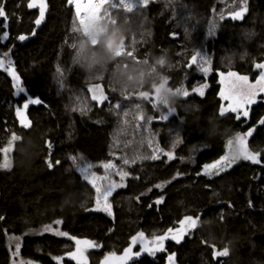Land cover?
I'll use <instances>...</instances> for the list:
<instances>
[{
	"label": "trees",
	"instance_id": "trees-1",
	"mask_svg": "<svg viewBox=\"0 0 264 264\" xmlns=\"http://www.w3.org/2000/svg\"><path fill=\"white\" fill-rule=\"evenodd\" d=\"M28 3L0 0L7 17H0L7 25L0 36L8 33L0 39V264H10L14 242L33 264H101L123 255L139 233L153 250L165 236L162 250L136 249L122 264H264V100L247 117L220 113V76L254 81L264 62V0H117V16H129L120 30L138 26L121 10L128 5L139 7L145 24L125 32L131 56L120 61L104 50V69L94 70L102 44L86 43L68 0H43L39 25V8ZM93 84L107 102L89 99ZM29 99L40 103L24 108ZM250 130L248 150L259 163L201 173L224 155L228 140ZM12 140L4 169L1 150ZM112 185L109 215L98 209ZM76 240L91 242L79 245L85 259L70 255Z\"/></svg>",
	"mask_w": 264,
	"mask_h": 264
},
{
	"label": "rangeland",
	"instance_id": "rangeland-1",
	"mask_svg": "<svg viewBox=\"0 0 264 264\" xmlns=\"http://www.w3.org/2000/svg\"><path fill=\"white\" fill-rule=\"evenodd\" d=\"M137 2H139V6H142L143 4V0H136ZM166 0H147V2H152V3H164ZM117 0H107V2L104 4V7L102 8V10L99 12L98 16H97V20H96V25H95V28L93 29V31L90 33V34H87V32L85 31V27L83 26V23H82V20L81 17L77 16V13H76V8H75V0L74 2L71 4L74 12H75V16H76V21H77V24H78V28L82 34V36L85 38V41L86 43L91 46V47H96L98 42H97V38L96 37H100V38H103L104 36L106 35H114L115 38L120 41L122 40V43L120 44L119 47H117L114 51V54L111 53L113 55V57H118L119 60L121 61L122 60V57L120 56H124V57H127L128 56H131V52H126V45L123 43L124 42V36H125V32H128V34H133V32L136 30V28H141L144 26V19H145V16L143 14H139L137 13L138 12V8H129V6H125L124 8H121L122 11L126 12V13H130V16L131 17H137V27L134 26V28L131 30H120L119 29V24H120V20H123L124 23L128 22V19L129 16L127 17H123L122 19L119 18L117 16V9H118V6L116 4ZM126 3V2H125ZM127 4V3H126ZM39 8V7H38ZM40 11V9H39ZM134 21V20H133ZM122 34V35H120ZM137 34H140V35H145V31L144 30H140ZM117 35H120V36H117ZM127 35V34H126ZM134 37V36H132ZM135 38V37H134ZM142 38V37H141ZM140 39V37H139ZM130 47V46H129ZM104 50L106 53H108L109 51L106 50L104 48L103 45H101V48L97 49V54H96V59H98V62L97 60L93 61V63L90 65V67L94 70V69H104L101 65V63H104L106 61V56H105V53H104ZM131 51V50H130ZM133 52V51H132ZM118 61V63L120 62ZM108 64V62H107ZM261 64H264L261 63ZM112 66H114V64H112ZM115 68H117L116 66L113 67V69L115 70ZM133 68H136V67H133ZM113 72H119V70H116ZM254 70L257 72V76L255 78L254 81H252L250 79L249 76H239L237 74H235L234 76H230L229 74H232V73H228V74H225V75H221L220 76V83H221V91H220V96H221V100H222V106H221V109H220V113H221V110L223 109V114L221 115H225V114H228V113H232V114H235L237 116V113L236 112H232L229 110V105L233 102L231 100H226L224 99V96L221 95V93H224V95H230L232 92H238V91H241V89H239L238 87L236 86H239L241 84H246V85H253V86H256L254 91H255V98H254V102L248 106H242V108H245L248 113H249V110L251 108V106L256 103L258 100H264V91H260L259 88L260 86L257 85V81L260 79V76H261V73L264 72V69H261V68H258V67H255ZM123 71L119 72L117 75H120L122 74ZM239 77H247V81L246 82H242V81H239L238 78ZM99 79H103V77H99ZM88 95H89V99L96 105H101L105 102H107V96L105 95L104 91H103V88L101 85L99 84H93V85H90L88 87ZM96 96V99H93V96ZM122 95V93H121ZM145 97V95L143 96ZM120 104V103H119ZM77 106V104L75 105ZM74 106V107H75ZM116 108H118V106H115ZM21 112V116H19V121L21 123V120L23 119L24 123H21V125L25 126V125H28L27 123V120L25 118V115L23 114L24 110L20 111ZM244 117L242 114L240 115V118ZM249 132H251L252 134V130L244 133V134H239V135H236L234 136L233 138H231L230 140H228L227 144H226V148H225V153L224 155L216 162L212 163V164H209V165H216V167L214 168H208L207 171H206V166L203 167L202 169V174L205 175V176H213V175H217V174H220V173H223L227 170H229L230 168H232V166L234 164H236L237 162L239 161H248V162H251L253 163L252 160H245L243 159L242 156H240L239 158L235 159V162L229 164V160H231L234 156H236L240 150H241V145L238 141V137H243L244 138V141H245V144H244V147H246L247 151L250 153V151L248 150V140L250 138L251 135H247ZM13 141L12 140L11 142H9L5 147L2 148V154H3V162L1 164V167L2 168H8V167H4L3 165L7 162L8 165H10V162H11V152H12V149H13ZM113 142L118 146V143H119V139L117 137L113 138ZM5 149H7V151H5ZM224 158V159H222ZM258 158V157H257ZM219 162V163H217ZM256 164V163H254ZM137 237L138 239V242L133 244L132 243V239L130 241V245L128 248H131V253H130V256L129 257H132L135 255V250L138 249L140 252L142 251H145L144 249L145 248H150L154 243L151 242L150 240L148 241L146 238L143 237V243L140 242V238L139 236H135ZM17 245H19V250L17 251ZM127 248V249H128ZM10 249H11V252H10V257H11V261H10V264H33L32 262H29V261H26V260H23L22 258H20V255H19V251H20V244L19 242H14L11 246H10ZM125 253V252H124ZM85 252L82 251L81 252V255L79 256V258L82 260V259H85ZM123 255H119V256H115V255H107L103 260H102V263L101 264H120L119 261H122L121 257H123ZM124 261V260H123ZM61 264V263H59ZM122 264V263H121Z\"/></svg>",
	"mask_w": 264,
	"mask_h": 264
},
{
	"label": "snow or ice",
	"instance_id": "snow-or-ice-1",
	"mask_svg": "<svg viewBox=\"0 0 264 264\" xmlns=\"http://www.w3.org/2000/svg\"><path fill=\"white\" fill-rule=\"evenodd\" d=\"M68 2L70 4H72L74 2V0H68ZM106 2V0H98V2H91V0H84V2H81V0H75V8H76V13H77V16H81V10L82 9H85V12H84V16L83 18H81L80 20H87L89 18H92V17H95L98 12L100 11V8L101 6ZM143 3H147V0H143ZM28 8H35V7H39L40 9V12H39V18L35 20V24L36 25H39L41 23V21L43 20L44 18V12H45V7L46 5L43 3V0H40V3L37 4L35 2V0H29V3H28ZM129 8H131L132 6L131 5H128ZM242 12H243V9L241 10V12H236L233 16L234 19H238L241 17L242 15ZM0 17H4L5 19H7L6 17V13L4 12V9H3V6L0 5ZM0 27H4L6 28L7 25H2ZM213 33H209V35H212ZM8 37V33L7 32H4L2 36H0V39H7ZM20 40H24L26 39L25 36H20L19 37ZM200 55L199 53H197L196 56ZM196 60L194 59L193 62H195ZM4 67V64L2 61H0V68H3ZM258 68H261V69H264V64H258L257 65ZM6 70H11V75L13 77V79L17 82L14 87H16L17 89V92L18 93H23L25 91V89L23 87H20L19 86V80H20V77L16 75V72L14 70L11 69V64L9 63V68L6 69ZM202 71L204 72H207L208 69L207 68H201ZM230 76H234L235 74L232 73V74H229ZM239 81H242V82H246L247 81V77H239L238 78ZM257 85L260 86L259 90L260 91H264V72L261 73V76H260V79L257 81ZM238 87L239 89H241V91H238V92H232L230 95H224V93H221L222 96H224V99L226 100H231L233 101L230 105H229V110L232 111V112H236L237 113V119L240 118V115L242 114L244 117H247L248 116V111L245 109V108H242V106H248L250 104H252L254 102V98H255V87L256 86H253V85H246V84H241L239 86H236ZM193 91H198V89H193ZM200 92V95H203V91L202 90H199ZM188 95V92L186 93ZM93 99H96V96L94 95L93 96ZM29 103H32V104H39L40 103V100L39 99H29L28 100V103H25L23 105L24 108H27L28 107V104ZM223 109L221 110V114H223ZM17 112V115L18 116H21V112L19 109L16 110ZM261 123H264V120H261L260 121ZM21 123H24L23 119L21 120ZM27 126V125H25ZM247 135H251V132H249ZM15 138V137H14ZM238 141L241 145V150L240 152L234 156L231 160H229V164L235 162V159L239 158L240 156L243 157V159L245 160H252L253 163H259V160L257 158L256 155L252 154V153H249L246 149V147H244V144H245V141H244V138L243 137H238ZM5 151H7V149H5ZM155 158V157H154ZM74 161H75V157L72 158ZM224 159V158H222ZM57 164H59V161H56ZM125 163H128V161H125ZM219 163V162H217ZM4 167H8V163L6 162L4 165ZM49 167H52V164L50 163L49 164ZM105 168H111V167H114V165L112 164H106L104 165ZM216 167V165H208L206 166V171L208 168H214ZM82 171H84V169H81ZM121 175V179H123V177L125 175H127V173H123L121 172L120 173ZM95 175L93 174L92 176V179L90 182H92L95 186ZM117 187V185H112L110 186L107 191H105L103 193V199L105 201L104 203V206L102 208H99L98 210H101V211H106L108 212L109 215H111V206L109 204H107V198L109 195H111V192L113 190V188ZM157 187H160L159 185H157ZM97 192L99 193L100 192V189L97 187ZM97 203L99 204L100 201L98 199ZM157 203H159V201H157ZM56 223H60L59 221H57ZM48 230H51V228H49ZM171 231V230H169ZM57 235H62V236H67L68 233H65V232H57L56 233ZM139 238H140V242L143 243V233H139L138 234ZM175 239V237H173ZM166 239L165 236H161V237H156L155 238V241L154 242H159L158 246L156 249H148V248H145L144 250L145 251H149L150 253L152 251H155V250H162V243L163 241ZM138 242V239L137 237H132V243L135 244ZM87 244V245H91V242L89 241H80V240H76V244H77V251L75 253H71V257L72 259H78V256L81 255V249L79 247V245L81 244ZM19 250V245H17V251ZM130 253H131V248H128L125 250V253H124V256L121 257L122 260H127L130 256ZM220 255H226V251H224L223 253H219ZM137 255H139V253H137ZM169 260L171 261V257H169ZM78 264H79V260H78Z\"/></svg>",
	"mask_w": 264,
	"mask_h": 264
},
{
	"label": "clouds",
	"instance_id": "clouds-1",
	"mask_svg": "<svg viewBox=\"0 0 264 264\" xmlns=\"http://www.w3.org/2000/svg\"><path fill=\"white\" fill-rule=\"evenodd\" d=\"M98 44H102L106 50L114 54V51L117 47L120 46L122 43V40L118 41L114 35H106L103 38H100L99 36L96 37ZM85 67H89V65H85ZM130 84L132 82H129Z\"/></svg>",
	"mask_w": 264,
	"mask_h": 264
},
{
	"label": "bare ground",
	"instance_id": "bare-ground-1",
	"mask_svg": "<svg viewBox=\"0 0 264 264\" xmlns=\"http://www.w3.org/2000/svg\"><path fill=\"white\" fill-rule=\"evenodd\" d=\"M81 2H84V0H81ZM91 2L95 3V2H98V0H91ZM106 2H107V0H106ZM104 4L101 6L100 11L103 8ZM84 12H85V9H82L81 10V16H80L81 18H83ZM99 12H98V14H99ZM98 14L95 17L87 19L86 21L82 20L83 26L85 27V31L87 32V34H90L93 31V29L95 28Z\"/></svg>",
	"mask_w": 264,
	"mask_h": 264
},
{
	"label": "water",
	"instance_id": "water-1",
	"mask_svg": "<svg viewBox=\"0 0 264 264\" xmlns=\"http://www.w3.org/2000/svg\"><path fill=\"white\" fill-rule=\"evenodd\" d=\"M201 217V216H200ZM124 261L122 260V261H119V263L121 264V263H123Z\"/></svg>",
	"mask_w": 264,
	"mask_h": 264
}]
</instances>
